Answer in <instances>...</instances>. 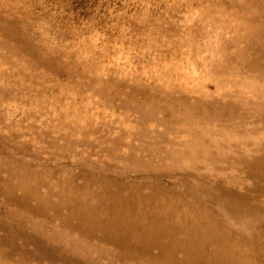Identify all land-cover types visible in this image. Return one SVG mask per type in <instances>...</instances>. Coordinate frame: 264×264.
<instances>
[{
	"label": "rangeland",
	"instance_id": "1",
	"mask_svg": "<svg viewBox=\"0 0 264 264\" xmlns=\"http://www.w3.org/2000/svg\"><path fill=\"white\" fill-rule=\"evenodd\" d=\"M261 2L0 0V264H84L48 224L54 204L209 190L264 143V80L249 67ZM240 180L227 189L246 192Z\"/></svg>",
	"mask_w": 264,
	"mask_h": 264
},
{
	"label": "bare ground",
	"instance_id": "2",
	"mask_svg": "<svg viewBox=\"0 0 264 264\" xmlns=\"http://www.w3.org/2000/svg\"><path fill=\"white\" fill-rule=\"evenodd\" d=\"M260 5L264 10V2ZM258 31L263 46L249 67L264 80V13ZM247 113H241V122L247 123ZM252 121L264 123V106L256 105ZM253 128L249 124L246 131ZM234 159L227 171L216 169L223 174L208 176L209 190L179 193L154 187L143 201L106 191L98 195L97 205H84L81 211L74 203L65 214L61 204L49 203L53 213L48 224L60 230V243L87 255L84 264L92 263V252L106 260L103 264H264V143ZM238 174L246 192L227 189ZM45 205L40 198L31 212L42 216ZM102 208L105 212L99 215Z\"/></svg>",
	"mask_w": 264,
	"mask_h": 264
}]
</instances>
